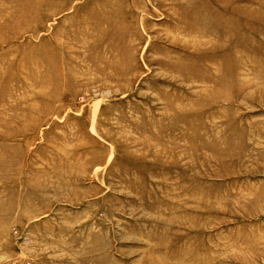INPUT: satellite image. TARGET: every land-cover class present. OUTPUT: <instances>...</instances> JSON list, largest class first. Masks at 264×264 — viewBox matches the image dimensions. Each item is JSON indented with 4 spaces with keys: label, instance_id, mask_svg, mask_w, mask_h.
I'll return each mask as SVG.
<instances>
[{
    "label": "rangeland",
    "instance_id": "1",
    "mask_svg": "<svg viewBox=\"0 0 264 264\" xmlns=\"http://www.w3.org/2000/svg\"><path fill=\"white\" fill-rule=\"evenodd\" d=\"M264 264V0H0V264Z\"/></svg>",
    "mask_w": 264,
    "mask_h": 264
},
{
    "label": "built area",
    "instance_id": "2",
    "mask_svg": "<svg viewBox=\"0 0 264 264\" xmlns=\"http://www.w3.org/2000/svg\"><path fill=\"white\" fill-rule=\"evenodd\" d=\"M13 264H16V263H13Z\"/></svg>",
    "mask_w": 264,
    "mask_h": 264
}]
</instances>
